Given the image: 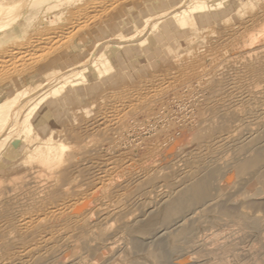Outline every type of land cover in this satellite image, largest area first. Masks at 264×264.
<instances>
[{"label": "bare ground", "instance_id": "bare-ground-1", "mask_svg": "<svg viewBox=\"0 0 264 264\" xmlns=\"http://www.w3.org/2000/svg\"><path fill=\"white\" fill-rule=\"evenodd\" d=\"M8 62L0 264H264V0H0Z\"/></svg>", "mask_w": 264, "mask_h": 264}, {"label": "rangeland", "instance_id": "rangeland-1", "mask_svg": "<svg viewBox=\"0 0 264 264\" xmlns=\"http://www.w3.org/2000/svg\"><path fill=\"white\" fill-rule=\"evenodd\" d=\"M155 10V9H154ZM150 12H152L151 10H149ZM154 12H157V10H155ZM93 14H90L89 16H92ZM124 34V37H123V39H117V37L114 39V37H112V39H113V41H114V43L110 46V47H107L106 49H105V53H106V55L108 56V57H111L110 55H112V53H113V55H115V50H119V51H122L123 50V47L126 45V41L125 40H128V34L127 33H123ZM125 38H127V39H125ZM116 40V41H115ZM118 40V41H117ZM123 41H125L124 42V44H123ZM117 42V43H116ZM122 42V43H121ZM119 43V44H118ZM13 44H17V42L16 41H14V43ZM44 47L46 46H48V45H43ZM113 47V48H112ZM34 48H28V49H25L24 51H26L25 52V56L23 57V58H21V59H24V60H21V61H29V62H26L27 64L29 63V65L28 66H26L27 64L25 63V62H22L21 63V61L20 60H18L17 62H18V64H17V62H15V64H17L18 66H19V68L17 67V65H14V67H13V64H14V62H12V63H10V62H8L7 64H5L6 65V67H5V65H3V67H5V69L2 67V65H0V68H1V72H3V71H8V70H13L14 71V68H18L19 70L22 68L23 70H26V71H30L33 67H35L33 64H35L36 65V62L38 61V59L40 58L39 57V55L41 54V51H42V49H43V47L41 48H37V50L35 51V49L33 50ZM38 49H41V50H38ZM115 49V50H114ZM31 51V52H30ZM37 51H39L40 53H38ZM28 52V53H27ZM34 53L35 54V52H36V55H38L37 57H36V55H35V57H33L34 56V54L32 55H30V53ZM27 53V54H26ZM29 56H31L30 58H31V60L28 58ZM27 57V58H26ZM39 57V58H38ZM34 58V59H33ZM32 59H33V61H32ZM36 60V61H35ZM30 61H32L31 63H30ZM34 62V63H33ZM23 63H25V64H23ZM10 64H12V65H10ZM8 65V66H7ZM22 65V66H21ZM24 65V66H23ZM9 66H11V68L12 69H10V67ZM20 66H21V68H20ZM23 67H25V68H23ZM8 68V69H7ZM15 72V71H14ZM4 73V72H3ZM0 74H2V73H0ZM17 77V75L15 74V78ZM22 85H25V83H23L22 81H16L15 83H10V88L11 89H14V88H16V87H20V86H22Z\"/></svg>", "mask_w": 264, "mask_h": 264}]
</instances>
